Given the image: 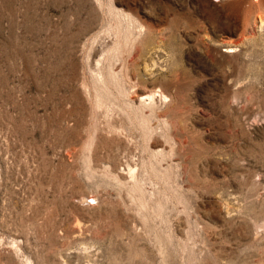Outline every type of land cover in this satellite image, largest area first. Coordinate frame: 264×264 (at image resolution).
<instances>
[{
  "label": "rangeland",
  "instance_id": "rangeland-1",
  "mask_svg": "<svg viewBox=\"0 0 264 264\" xmlns=\"http://www.w3.org/2000/svg\"><path fill=\"white\" fill-rule=\"evenodd\" d=\"M0 264H264V0H0Z\"/></svg>",
  "mask_w": 264,
  "mask_h": 264
},
{
  "label": "bare ground",
  "instance_id": "bare-ground-1",
  "mask_svg": "<svg viewBox=\"0 0 264 264\" xmlns=\"http://www.w3.org/2000/svg\"><path fill=\"white\" fill-rule=\"evenodd\" d=\"M104 56V55H103ZM154 96V95H153Z\"/></svg>",
  "mask_w": 264,
  "mask_h": 264
}]
</instances>
